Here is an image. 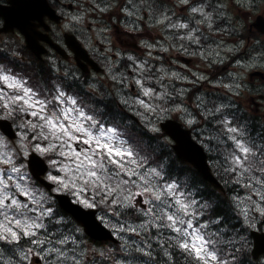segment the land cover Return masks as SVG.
Wrapping results in <instances>:
<instances>
[{"label": "snow or ice", "instance_id": "1", "mask_svg": "<svg viewBox=\"0 0 264 264\" xmlns=\"http://www.w3.org/2000/svg\"><path fill=\"white\" fill-rule=\"evenodd\" d=\"M177 3L189 13L184 22L172 23L166 12H160L156 22L175 29L174 39L195 45L192 54L207 60L209 67L225 63L223 57L245 46L240 40L230 48L221 42L216 49H208L202 42L210 38L204 29L221 31L216 22L226 6L220 0ZM254 3L238 0L237 12L251 11ZM30 6L40 7L39 3ZM110 7L128 18L135 16L130 20L133 25L144 19L145 12L153 19L157 11L147 0H126L122 6L117 0L100 10ZM72 19L78 22L81 17ZM254 26L264 32V22L258 20ZM258 55L264 59V44ZM236 64L242 69L249 66L242 60ZM137 70L141 78L134 83L140 92L131 104L144 110L137 115L151 134L149 142L97 119L94 109L60 88L50 100L35 98L33 89L3 74L7 70L0 67V80L17 90L0 103L3 119L14 123L21 112L34 118L17 125L23 131L16 141L9 138L15 134L6 131L11 125L0 123V264H121L118 253L126 254L124 264H252L244 229H236L230 214L242 217L240 222L249 226L254 214L264 217V126L254 132L249 121L224 102L229 95L240 94L237 78L232 73L220 79L201 74L196 79L224 89V98L219 94L189 97L187 90L169 91L164 84L166 78L186 77L164 69L153 76V70L143 64ZM149 78L160 86L159 91L145 87ZM121 103L130 106L128 98ZM172 113L179 122L167 119ZM190 134L202 148L222 155L225 183H234L247 193L232 196L226 210L220 202L194 191V185L181 180L175 169L172 152L186 148ZM26 157H31L27 160L31 173L25 170ZM44 172L54 185L50 192L67 197L66 201L58 202L56 196L36 187L32 173ZM62 207L81 223L95 218L98 210L100 219L122 241L118 249L88 244L84 232L61 212Z\"/></svg>", "mask_w": 264, "mask_h": 264}, {"label": "flooded vegetation", "instance_id": "2", "mask_svg": "<svg viewBox=\"0 0 264 264\" xmlns=\"http://www.w3.org/2000/svg\"><path fill=\"white\" fill-rule=\"evenodd\" d=\"M6 1L0 0L2 3ZM155 1L172 18V22L177 18L184 22L188 17L181 13L186 7L179 5L177 0ZM47 2L52 12L44 14L42 20L29 21L32 35L46 51L43 58L39 59L33 54L20 55L22 60L29 62L36 74L58 77L69 82L74 88L88 81L91 84L92 81H96L99 83L97 86L104 84L111 87L117 83L116 81L121 80L127 71L131 76L129 87L135 89L137 85L134 81L140 73L136 68L133 71L128 68L135 66L136 56L144 48L160 58L158 61L152 58L146 61L147 68L153 70V76L160 74L155 71L158 67L169 74L175 73L180 77H186L187 79L166 78L164 84L169 91L173 88L187 90L189 97L193 94L213 96L219 94L224 98V89H216L212 84L196 78L203 74L209 78L220 79L232 73L237 78V83L241 85L238 90L240 94L229 95L224 101L231 104L232 110L240 117L247 118L253 131L264 126V59L258 55L261 44H264V32L254 26L258 20L264 22V0H255L251 11L247 12L241 9L238 13L235 5L237 16L225 14L216 22L221 31L209 32L204 29V35L210 38L202 42L208 49H216L221 42L222 46L229 48L240 40H243L245 45L223 57L225 63L212 67L208 66L207 60L192 54L197 50L195 45L190 46L186 41L174 39L175 29L166 28L161 23L153 26L154 20L149 18L147 12L144 13L142 21L133 25L130 20H135L134 16L128 18L124 13L111 7L107 11L100 10L105 4L109 6L116 4L117 0H47ZM224 2H228L231 7L237 3L235 0ZM125 3L126 0H118V6ZM96 4H99V8ZM74 16L81 19L77 22L72 19ZM256 16L260 17L257 21ZM1 24L2 20L0 26ZM133 27L136 28L135 31L132 30ZM6 35L23 37L16 30L11 33H0V37ZM140 40L154 46L142 47L138 45ZM250 56L254 59L250 60ZM237 60L245 61L249 66L242 69L236 64ZM125 79L123 78V81ZM66 82L65 85H69ZM153 83L155 85L148 82L150 87L159 90L160 86L156 85L155 81Z\"/></svg>", "mask_w": 264, "mask_h": 264}, {"label": "water", "instance_id": "3", "mask_svg": "<svg viewBox=\"0 0 264 264\" xmlns=\"http://www.w3.org/2000/svg\"><path fill=\"white\" fill-rule=\"evenodd\" d=\"M9 3H10V5H8V6L0 5V16H2L4 18L3 30L12 29L13 26H16L17 28H19L22 32H24V34L26 36L27 47L30 48L37 55H40L42 50L37 47L36 42L25 31L27 26H26V23H24V21H25L24 15L29 12L28 8L26 7L25 0H9ZM33 3H39L40 4L39 0H33L31 2V4H33ZM31 8H35V7H31ZM38 10H40V7L38 8ZM0 123H6V124L11 125V123L8 120H4V119H0ZM6 131L9 134H11V133L15 134L12 126L8 129H6ZM9 137L14 138L15 135L14 136L10 135ZM176 154L179 158L184 159V160L189 161L192 164H194V166L198 169V171L200 172V174L203 176L204 179L208 180L209 182H211L212 184H214L217 187H221V185L218 183V181L213 177V175L209 171V167L205 162L204 154L201 152H198V150H195L194 147L192 146V144L190 143V140H189L188 146L186 148H184L181 152H179V153L176 152ZM37 156H39V155H37ZM30 158L31 157H29L28 159H30ZM29 171L31 172L30 168H29ZM32 174L35 176V178L41 180L40 175L43 173H40L39 175H36L34 173H32ZM42 182H44V181H42ZM45 185L47 187H49V184L45 183ZM57 197H58L59 202L66 201L68 199L67 197L62 196V195H57ZM78 221L80 222V220H78ZM82 224L84 226V230L88 234H90L91 236H93L95 238H99V239L110 238L109 232L107 230H105L104 228H102L100 226V224L96 221L95 218L88 217L86 220V223H82ZM252 235L254 238V248H253L252 252H253L254 256H257V254L260 251H264V244L261 243V241L264 240V234L252 232Z\"/></svg>", "mask_w": 264, "mask_h": 264}, {"label": "rangeland", "instance_id": "4", "mask_svg": "<svg viewBox=\"0 0 264 264\" xmlns=\"http://www.w3.org/2000/svg\"><path fill=\"white\" fill-rule=\"evenodd\" d=\"M155 1V0H154ZM153 4V3H152ZM153 7H154V5H153ZM155 8V7H154ZM162 12H164V10H163V8H161L160 9ZM148 14V13H147ZM159 18H160V12L159 11H157V12H155V13H153V20H154V22L152 23V25L153 26H155L156 24H159V23H157L156 21L157 20H159ZM174 23H176V21L174 22ZM2 41L7 45V47H8V49L9 50H12V51H15V52H17L18 51V42H19V39L17 38V37H15V36H13V37H11V38H9V37H5V38H3L2 39ZM142 53V52H141ZM140 53V54H141ZM139 54V55H140ZM138 55V56H139ZM156 59H158V60H160V58H159V56H156L155 57ZM147 60V57H143L140 61H137L136 60V62H135V66H134V68H136V71L138 72V73H140L138 70H137V68H138V66L139 65H141V64H143L144 66H145V68H147V63L145 62ZM7 71L6 72H4L3 74H5V75H10V76H15L16 78H17V81H19V82H21L25 87H27V88H31V89H33V92L36 94V97L35 98H38L37 97V93H36V90L32 87V86H30L29 84H28V79L27 78H25L22 74H18V73H13L11 70H8V69H6ZM159 70V68L157 67V69L155 70L157 73L159 72L158 71ZM147 74H149L148 72H144L143 73V75L144 76H149V75H147ZM158 74H156V75H154V76H157ZM128 78H130V77H128ZM141 78V73H140V75H138V77H136V79H140ZM146 81V83H147V85L148 86H150L149 84H148V81H151V82H153V81H155L154 79H152V78H149V79H147V80H145ZM146 87V86H145ZM139 92H140V89L138 88L137 89V91H134L133 93H130V92H124V97L125 98H128L129 99V101H130V106L129 107H136V110H139V111H141V112H143L144 110L143 109H140L139 107H138V105H135V104H131V98L133 97V96H137L138 94H139ZM0 93H2V94H0V103H2V102H4V98L5 97H13L14 95H16L17 94V90H14V89H12V88H9L8 86H7V84L4 82V81H2V80H0ZM19 94H21V95H23V93L22 92H20ZM121 95L123 94V93H120ZM39 99V98H38ZM144 99H148L147 97H144ZM23 115H22V117H21V120H20V122L18 123V125H23V124H26L28 121H30V120H33L34 118L33 117H31L30 115H28V114H26V113H23V112H21ZM4 112L2 111V110H0V117H4ZM28 116V117H27ZM141 118V117H140ZM23 129V128H22ZM21 132L22 131H20V133H19V135L21 134ZM20 137V136H19ZM19 137L16 139V140H18L19 139ZM15 140V141H16ZM223 158V157H222ZM25 162V161H24ZM25 170L27 171V168H25ZM41 191H44L43 189H41ZM44 192H46V191H44ZM247 193L243 190V194H238V195H241V196H245ZM101 213L99 214V217H101ZM264 220V217H261L259 214H254V218L251 220V227H257V224H258V222H259V224H262V221ZM107 226H109L110 228H111V225L110 224H108L107 223V221H103ZM79 228L81 229V227L79 226ZM262 228L264 229V225L262 226ZM82 230V229H81ZM85 240L88 242V240H87V238L85 237ZM88 244H90V245H93V246H95V247H98V248H100V245H98V244H93V243H90V242H88ZM101 247H110L111 248V246H108V245H101ZM118 249V248H117ZM125 255L126 254H124V253H118V257L120 258V260H121V264H124V258H125ZM251 259V261H252V264H259V262H261V261H264V255L261 257V258H259V259H257V260H253L252 258H250Z\"/></svg>", "mask_w": 264, "mask_h": 264}, {"label": "trees", "instance_id": "5", "mask_svg": "<svg viewBox=\"0 0 264 264\" xmlns=\"http://www.w3.org/2000/svg\"><path fill=\"white\" fill-rule=\"evenodd\" d=\"M2 56H4V54ZM149 137L143 140L149 142ZM172 156L175 159V169L179 172L181 180H189L192 183V185H194V189H193L194 191L199 190V195L205 198H211L213 199L214 202L215 201L220 202L221 209L226 210L229 199L232 197V192L239 191L238 185L233 186L232 183L226 184L225 180L222 181L226 190V193H224L225 194L224 195L219 190L212 188L209 184L203 181V179L196 171L192 170L189 166L185 165L184 163L178 161L173 154ZM230 217H231V223L235 225L237 230H241L242 228L244 229V231H242V235H244L249 241L248 227L245 226L244 224L242 225V223L240 222L241 220L240 218L238 219L234 216H231V214Z\"/></svg>", "mask_w": 264, "mask_h": 264}]
</instances>
